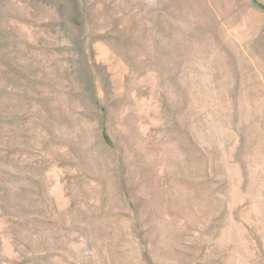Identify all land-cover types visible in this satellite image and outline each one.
<instances>
[{
    "label": "rangeland",
    "instance_id": "rangeland-1",
    "mask_svg": "<svg viewBox=\"0 0 264 264\" xmlns=\"http://www.w3.org/2000/svg\"><path fill=\"white\" fill-rule=\"evenodd\" d=\"M0 264H264V0H0Z\"/></svg>",
    "mask_w": 264,
    "mask_h": 264
}]
</instances>
